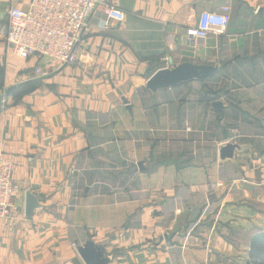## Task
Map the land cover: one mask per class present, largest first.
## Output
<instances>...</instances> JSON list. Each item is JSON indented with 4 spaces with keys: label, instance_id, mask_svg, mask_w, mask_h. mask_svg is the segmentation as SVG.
<instances>
[{
    "label": "crops",
    "instance_id": "obj_1",
    "mask_svg": "<svg viewBox=\"0 0 264 264\" xmlns=\"http://www.w3.org/2000/svg\"><path fill=\"white\" fill-rule=\"evenodd\" d=\"M28 2L0 0V98L16 86L0 107V147L22 188L19 212L0 219V264H86V241L109 264H249L264 232V0H101L66 65L8 47V11ZM224 7V33L187 36ZM186 61L220 69L206 85L146 88ZM227 141L246 148L220 162Z\"/></svg>",
    "mask_w": 264,
    "mask_h": 264
},
{
    "label": "built area",
    "instance_id": "obj_2",
    "mask_svg": "<svg viewBox=\"0 0 264 264\" xmlns=\"http://www.w3.org/2000/svg\"><path fill=\"white\" fill-rule=\"evenodd\" d=\"M101 0H29L26 6L14 4L8 11L5 40L12 53L22 59H50L60 65L74 64L79 58V41L87 22ZM109 20L122 24L123 10L103 3ZM229 7L222 11H204L197 24L187 27L193 40H205L210 34L225 32ZM169 67V66H166ZM38 76L46 73L36 67ZM17 163L0 147V219H9L19 212L15 196L21 186L15 180ZM77 248V245L73 243Z\"/></svg>",
    "mask_w": 264,
    "mask_h": 264
},
{
    "label": "water",
    "instance_id": "obj_3",
    "mask_svg": "<svg viewBox=\"0 0 264 264\" xmlns=\"http://www.w3.org/2000/svg\"><path fill=\"white\" fill-rule=\"evenodd\" d=\"M219 65L204 64L201 62H182L171 67H163L158 69L147 80L146 88L152 93L160 90L176 88L182 85L190 86L194 82H201L206 85L207 79L213 78L219 72ZM16 88L12 86L7 89L6 93L0 98V107L5 96H9ZM212 107L220 113L219 121L225 117L226 104L223 100L217 99L212 102ZM246 148L238 142L227 141L219 147L220 162L227 160H235L237 152H241ZM143 164L139 163V167L143 169ZM38 205L37 198L31 193H27L26 215L30 217ZM78 251L86 264H109L110 259L106 257L101 248L97 247L92 241H86L82 244Z\"/></svg>",
    "mask_w": 264,
    "mask_h": 264
},
{
    "label": "trees",
    "instance_id": "obj_4",
    "mask_svg": "<svg viewBox=\"0 0 264 264\" xmlns=\"http://www.w3.org/2000/svg\"><path fill=\"white\" fill-rule=\"evenodd\" d=\"M249 264H264V232L252 237Z\"/></svg>",
    "mask_w": 264,
    "mask_h": 264
}]
</instances>
